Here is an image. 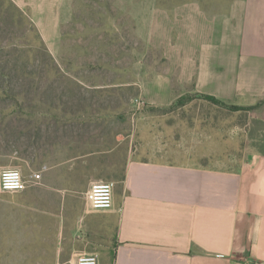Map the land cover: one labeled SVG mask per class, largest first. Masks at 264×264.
I'll list each match as a JSON object with an SVG mask.
<instances>
[{
	"label": "crops",
	"instance_id": "0c3cea01",
	"mask_svg": "<svg viewBox=\"0 0 264 264\" xmlns=\"http://www.w3.org/2000/svg\"><path fill=\"white\" fill-rule=\"evenodd\" d=\"M11 1L52 56H61L75 0ZM114 5L133 24L139 44L134 59L121 78L104 86L59 68L77 84L100 92L133 89L148 108L173 105L186 94L264 107V0ZM43 102L55 109L36 117L41 135L28 144L26 158L13 153L25 177L40 172L41 178L25 197L0 195V210L28 214L0 233L16 264L34 248L39 257L26 264H61L65 250L71 264L89 253L99 264H264V149L234 164L195 163L190 150L184 158H164L165 146L157 141L132 151L134 124L140 130L147 122L134 118L132 99ZM256 123L263 133L264 119ZM96 181L114 183L111 208L89 207L85 193Z\"/></svg>",
	"mask_w": 264,
	"mask_h": 264
},
{
	"label": "rangeland",
	"instance_id": "374dc122",
	"mask_svg": "<svg viewBox=\"0 0 264 264\" xmlns=\"http://www.w3.org/2000/svg\"><path fill=\"white\" fill-rule=\"evenodd\" d=\"M114 2L75 0L74 19L68 27L71 36L62 40L63 54L54 57L26 14L11 0H0V172L11 168L20 170L17 154L22 152L21 156L26 158L23 152L28 144H32L33 137L41 135L34 129L40 121L36 117L45 110L55 109L45 106L44 100H127L130 103L138 97L133 89L120 93L115 87L104 89L105 92L90 90L64 73L69 69V75L85 84L100 86L110 85L122 77L120 71L133 61L139 44L132 22L118 11ZM75 68L84 69L76 73ZM17 104L21 106L18 110ZM227 106L186 94L167 107L133 108L134 118L145 116L147 122L139 124L140 130H134V124L132 151L141 142L146 146L157 141L159 147L165 146L164 158H184L186 150H190L194 154L189 160L195 163H240L256 149H264V132L258 131L260 127L256 123L264 119V107L248 110V106H242V111H232ZM106 109L111 110L113 106ZM14 151L19 153L13 154ZM32 186L18 192L0 189V195L25 197ZM24 214L0 210V233L10 232L13 223L26 220L28 214ZM5 238L10 240V236ZM1 239L4 238L0 235ZM9 247V242H0V264L17 263ZM27 254L23 257L24 264L33 263L39 257L36 248L24 252ZM70 256L71 252L65 250L58 261L71 264L73 257Z\"/></svg>",
	"mask_w": 264,
	"mask_h": 264
},
{
	"label": "built area",
	"instance_id": "2783aa9c",
	"mask_svg": "<svg viewBox=\"0 0 264 264\" xmlns=\"http://www.w3.org/2000/svg\"><path fill=\"white\" fill-rule=\"evenodd\" d=\"M134 108L143 106V100L139 97L133 98ZM41 178L40 172H34L28 177L23 176L20 170L11 168L0 172V189L4 192L22 191L28 186L34 185ZM114 183L108 181L93 182L85 193L88 205L93 210H105L112 207ZM99 264L96 253L81 254L73 264Z\"/></svg>",
	"mask_w": 264,
	"mask_h": 264
},
{
	"label": "trees",
	"instance_id": "16d2710c",
	"mask_svg": "<svg viewBox=\"0 0 264 264\" xmlns=\"http://www.w3.org/2000/svg\"><path fill=\"white\" fill-rule=\"evenodd\" d=\"M195 97H200V98H203V99H206L207 101L213 103V104H216V105H226L224 104L223 102L219 101L218 99H216L215 97L213 96H209V95H204V94H199ZM261 105H256V106H248L246 109H256V108H259ZM21 106L20 105H16V109H20ZM228 109L232 110V111H242V106H231V105H228L227 106Z\"/></svg>",
	"mask_w": 264,
	"mask_h": 264
},
{
	"label": "clouds",
	"instance_id": "9594fccd",
	"mask_svg": "<svg viewBox=\"0 0 264 264\" xmlns=\"http://www.w3.org/2000/svg\"><path fill=\"white\" fill-rule=\"evenodd\" d=\"M92 264H94V261L92 262Z\"/></svg>",
	"mask_w": 264,
	"mask_h": 264
}]
</instances>
